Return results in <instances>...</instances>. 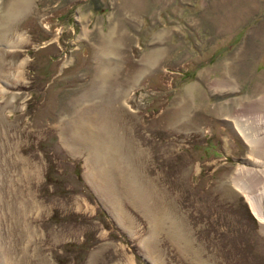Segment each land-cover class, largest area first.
Wrapping results in <instances>:
<instances>
[{
  "label": "rangeland",
  "instance_id": "obj_1",
  "mask_svg": "<svg viewBox=\"0 0 264 264\" xmlns=\"http://www.w3.org/2000/svg\"><path fill=\"white\" fill-rule=\"evenodd\" d=\"M263 122L264 0H3L0 264H264Z\"/></svg>",
  "mask_w": 264,
  "mask_h": 264
},
{
  "label": "bare ground",
  "instance_id": "obj_2",
  "mask_svg": "<svg viewBox=\"0 0 264 264\" xmlns=\"http://www.w3.org/2000/svg\"><path fill=\"white\" fill-rule=\"evenodd\" d=\"M238 115L234 117V125L237 129V132L244 138V140L247 142V144L249 145L251 152L253 151H258L257 150V144H258V139L254 138V136H252V131L250 130V128H246L245 125H243V121H239L238 120ZM246 123V122H245ZM262 124V127H261ZM260 124V132L261 130L264 132V122ZM247 126V125H246ZM259 128V127H258ZM263 132H261L260 134H262ZM260 179V178H259ZM254 180H249V181H240V180H235L233 178V182L235 187L247 198V201L250 205V207L252 208L251 210H253V212L257 215V217L259 218V221L261 223V229L264 232V217L263 215H261L260 212H262V208L259 206H257L258 203H256V200H258V202L260 201L261 203V199L264 195V185L262 186V188H260V191L257 193V196H253L251 193V188L253 185H255L253 183ZM257 185V184H256ZM262 190V191H261ZM262 204V203H261ZM261 209V210H260ZM264 214V213H263Z\"/></svg>",
  "mask_w": 264,
  "mask_h": 264
},
{
  "label": "clouds",
  "instance_id": "obj_3",
  "mask_svg": "<svg viewBox=\"0 0 264 264\" xmlns=\"http://www.w3.org/2000/svg\"><path fill=\"white\" fill-rule=\"evenodd\" d=\"M3 4V0H0V5H2Z\"/></svg>",
  "mask_w": 264,
  "mask_h": 264
}]
</instances>
